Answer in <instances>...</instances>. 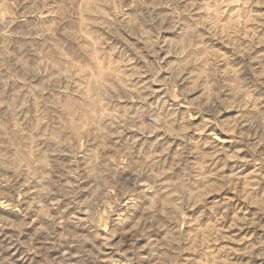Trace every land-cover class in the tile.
Returning <instances> with one entry per match:
<instances>
[{
  "label": "rangeland",
  "instance_id": "rangeland-1",
  "mask_svg": "<svg viewBox=\"0 0 264 264\" xmlns=\"http://www.w3.org/2000/svg\"><path fill=\"white\" fill-rule=\"evenodd\" d=\"M0 264H264V0H0Z\"/></svg>",
  "mask_w": 264,
  "mask_h": 264
}]
</instances>
